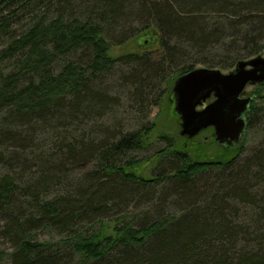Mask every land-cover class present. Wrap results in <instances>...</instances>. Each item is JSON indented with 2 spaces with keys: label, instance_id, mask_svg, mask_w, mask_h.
I'll list each match as a JSON object with an SVG mask.
<instances>
[{
  "label": "trees",
  "instance_id": "16d2710c",
  "mask_svg": "<svg viewBox=\"0 0 264 264\" xmlns=\"http://www.w3.org/2000/svg\"><path fill=\"white\" fill-rule=\"evenodd\" d=\"M24 19L28 25L15 35L11 26ZM128 19L140 26L120 43L148 36L158 43L157 57L110 56V38ZM3 36L0 264H264V81L254 85L245 113V135L263 131L247 155L246 136L219 144L212 128L188 139L156 133L147 118L136 128L101 122L113 112L108 85L128 86L133 103L150 114L172 98L179 76L198 67L228 72L260 56L264 0H0ZM118 67L127 72L122 81ZM153 140L162 148L127 158ZM163 161V173L140 172ZM67 163L94 168L72 183L62 170ZM128 184L169 185L180 207L110 231L117 218L106 212L128 201L121 189ZM167 200V192L157 199ZM241 206L247 222L240 221ZM84 227L93 229L84 234ZM45 230L58 240L39 241Z\"/></svg>",
  "mask_w": 264,
  "mask_h": 264
},
{
  "label": "rangeland",
  "instance_id": "374dc122",
  "mask_svg": "<svg viewBox=\"0 0 264 264\" xmlns=\"http://www.w3.org/2000/svg\"><path fill=\"white\" fill-rule=\"evenodd\" d=\"M70 16V14H69ZM26 19L21 20L18 23H14L11 26L12 32L14 31L15 35H18L23 29L28 25ZM123 26V25H122ZM121 25L119 26V31H117L113 36L110 38L111 40V47L109 49V54L111 57H117L119 55L127 54V53H142V52H151L154 57H157L160 54V49L158 43L154 40L150 41L149 37L145 36L139 38L138 40H130L126 43H120L125 40V38L132 35L134 30H136L140 25L138 22H134L133 20L128 19L124 27ZM153 35H157L155 30H151ZM8 36L0 37V50L6 44ZM124 42V41H123ZM264 57V49L261 54ZM57 66H60L57 65ZM13 69V60L7 61L4 65V72L8 73ZM57 72V71H56ZM125 75H127L126 69L124 67H118L117 72L115 73V78H118L122 81L124 80ZM109 88L110 94L114 96L113 99V112L112 117L110 119H103L101 122H106L105 125H115L119 128L128 127V128H136L140 123H143L147 120H151L155 124V132H168L171 134L178 133L180 131V126L176 120V116L173 113L174 103L172 98L168 101V99H164L161 104L153 109H149L150 114H146L145 106L143 108L145 110L140 111L139 107L133 103V99L131 96L132 90L128 88V86L122 85L121 83H114ZM256 86H249L247 87L244 97H249L251 94H255ZM171 107H170V106ZM148 110V108H147ZM135 118V119H133ZM24 130V129H22ZM201 133V132H200ZM199 133V134H200ZM198 134V135H199ZM246 134V133H245ZM263 131L262 128H255L253 127L248 131L246 138V143L244 145L245 154L254 148L255 145L260 141L262 138ZM206 138V133L202 134L199 139L203 140ZM244 138V137H243ZM243 140V139H242ZM153 144L146 150L133 152L128 157H132L135 160H142L149 156H151L155 151L162 148V144L158 142L152 141ZM154 163V162H153ZM26 166H30V161H27ZM168 161H163L161 164H147L142 165L140 168V172L143 171V175L146 176L149 173V169H154L153 174L163 173L167 169L166 166L168 165ZM168 167V166H167ZM94 168V164L92 163H82L76 164L72 166V164L67 163L62 170L69 175L67 178L71 180L72 183L74 179L81 180L86 174L91 173ZM3 168L0 166V173L2 172ZM34 170V169H33ZM207 178V176H206ZM121 186V185H120ZM119 186V187H120ZM169 185H165L162 188L159 187H149L147 188H140L138 186H133L132 184L122 185L121 189H124V193H127L124 197L128 199L125 204L113 205L108 213V216H114L117 218L116 220L110 221L109 223V230L111 231L113 224L119 223H129L135 224L140 223L142 220H152L155 217L160 215H164L167 213H172L175 210L179 209V205H177L176 200L173 198H169L168 188ZM118 187V186H117ZM142 190V191H141ZM139 191V193L137 192ZM141 191V193H140ZM167 192L168 202L166 205H161L157 199L162 198L165 196ZM159 197V198H158ZM150 201H153L151 204ZM175 202V203H174ZM120 203V202H119ZM156 203V204H155ZM240 221L247 222V215L248 210L241 206L238 208L237 212H239ZM93 229V227H92ZM91 228L85 230L83 228L84 234H87L92 230ZM37 239L39 241H56L58 240V236L54 231L45 230L43 232L38 233Z\"/></svg>",
  "mask_w": 264,
  "mask_h": 264
},
{
  "label": "water",
  "instance_id": "95a60500",
  "mask_svg": "<svg viewBox=\"0 0 264 264\" xmlns=\"http://www.w3.org/2000/svg\"><path fill=\"white\" fill-rule=\"evenodd\" d=\"M263 81L261 55L238 62L228 72L198 67L179 76L172 87L179 135L191 139L212 128L217 143L238 144L245 135V113L254 96L244 97V93Z\"/></svg>",
  "mask_w": 264,
  "mask_h": 264
}]
</instances>
